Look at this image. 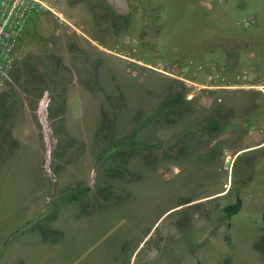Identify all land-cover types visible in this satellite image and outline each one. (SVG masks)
<instances>
[{
  "label": "rangeland",
  "instance_id": "1",
  "mask_svg": "<svg viewBox=\"0 0 264 264\" xmlns=\"http://www.w3.org/2000/svg\"><path fill=\"white\" fill-rule=\"evenodd\" d=\"M40 1L18 64L79 63L82 105L53 151L47 80L32 85L42 163L34 108L48 91L49 170L0 183V264H264V146L236 155L253 138L248 129L227 138L204 129L242 89L187 90L131 61L150 56L161 70L173 62V75L200 82L202 73L182 67L216 63L228 77L252 71L248 83L264 84V0ZM226 50L246 65L222 63ZM242 94L264 110L261 92ZM62 155L70 162L57 165ZM69 176L86 196L69 189ZM236 196L241 208L226 219L221 207Z\"/></svg>",
  "mask_w": 264,
  "mask_h": 264
},
{
  "label": "crops",
  "instance_id": "2",
  "mask_svg": "<svg viewBox=\"0 0 264 264\" xmlns=\"http://www.w3.org/2000/svg\"><path fill=\"white\" fill-rule=\"evenodd\" d=\"M25 29L20 36L21 45L22 42L24 43ZM53 34H57L53 38L61 34L57 37L59 39L64 33L60 31ZM22 46L15 57L12 67L8 70L7 77L0 85V183L2 184L12 181H30L31 179L27 177L31 176V174H25L29 171L40 172L42 168L43 151L38 128L31 113L38 91H34L32 85L38 84V80H47V84L45 85H47L50 91L49 115L55 133L53 151L56 148L58 140L56 132L65 129V123L68 118L72 116L77 117L82 105L80 91L74 87V85L78 87L76 82H78L79 78L74 73V70L77 68L76 66L78 68L81 66L79 63H74L70 59H67L60 62L59 65L55 60H44L42 58V61L35 64L28 63L21 67L18 64V59L23 51ZM47 54L52 57L53 52L50 51ZM223 55H225L224 60L220 59V61L227 64V66L246 65L244 61L240 62V59H237V57H232V51L226 50V53H223ZM216 57L217 55L211 58L217 61ZM31 70H37L39 73L32 74ZM44 71L45 73H42ZM250 91L256 92L258 90L250 87L244 88L238 93L236 92L237 94L231 93L233 91L229 92L227 105L222 107V111L215 112L214 118L219 121L220 130L225 131L223 134L225 138L236 129H248L247 123L249 124L251 121H254V124H258L264 118L262 104H259V101L253 97V94L251 95V99H249V95L242 94L243 92ZM250 134L253 135V138H244L246 141H244L242 146L234 150L236 155L248 149L249 151H254L264 146V135L258 132ZM227 151V149L224 150V152ZM85 154L88 160L94 159V155L91 156L90 153ZM62 157L63 155L60 157L57 165L63 166L70 162L69 158ZM52 159H54L53 156ZM70 169L68 171H72L74 173L72 174L75 175L72 167ZM70 177L64 178L66 183H70L69 189L72 187L82 188L84 190L83 196H86V191L89 192V190L84 189V184H75L77 179L71 184L75 176L73 178Z\"/></svg>",
  "mask_w": 264,
  "mask_h": 264
},
{
  "label": "built area",
  "instance_id": "3",
  "mask_svg": "<svg viewBox=\"0 0 264 264\" xmlns=\"http://www.w3.org/2000/svg\"><path fill=\"white\" fill-rule=\"evenodd\" d=\"M41 4L43 3L40 0H0V85L7 77L8 70L12 67L15 57L21 49L20 36L25 29L28 19L38 10ZM253 22V19L248 21L250 24ZM150 58V56L147 58L144 57V63L141 62V59H138L140 61L131 59V61L133 63L143 64L146 68L163 72L165 75L179 78L184 83L186 89L190 86L196 87L199 91L202 89L229 90L253 87L264 96V84L248 83L249 80H252V71H243L240 74L236 73L234 76L228 77L216 63L200 64V62L194 63L190 61L182 67L184 72L194 70L197 73H202L204 75L203 82H200L198 78L190 80L185 77L173 75L172 71L175 68V66L173 67V62L166 63L162 70L152 67V65H148ZM159 59L160 57L158 55L154 57L155 61ZM188 96L191 98V94ZM48 100V91L44 89L38 97L34 108L35 117L42 133L41 141L44 146V160L42 165L45 172L49 170L48 157L52 139L47 114ZM217 101L221 102V99L217 98ZM247 128L249 133L258 132L264 135V118L258 124H254V121H251L249 124L247 123Z\"/></svg>",
  "mask_w": 264,
  "mask_h": 264
},
{
  "label": "trees",
  "instance_id": "4",
  "mask_svg": "<svg viewBox=\"0 0 264 264\" xmlns=\"http://www.w3.org/2000/svg\"><path fill=\"white\" fill-rule=\"evenodd\" d=\"M186 92V90H185ZM216 112V110H214ZM216 113H214L215 115ZM204 129L210 133H215L220 130V124L219 121L213 117H211L208 121L204 123ZM241 208V199L236 196L234 203L227 204L223 207H221V210L223 211L226 219H228L231 215H235L239 212ZM261 221L264 222V211L262 212V215H260ZM229 225V223H227Z\"/></svg>",
  "mask_w": 264,
  "mask_h": 264
},
{
  "label": "water",
  "instance_id": "5",
  "mask_svg": "<svg viewBox=\"0 0 264 264\" xmlns=\"http://www.w3.org/2000/svg\"><path fill=\"white\" fill-rule=\"evenodd\" d=\"M226 165H228L229 164V161H226V163H225Z\"/></svg>",
  "mask_w": 264,
  "mask_h": 264
}]
</instances>
